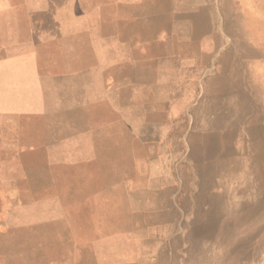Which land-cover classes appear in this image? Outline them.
<instances>
[{"label":"rangeland","instance_id":"rangeland-1","mask_svg":"<svg viewBox=\"0 0 264 264\" xmlns=\"http://www.w3.org/2000/svg\"><path fill=\"white\" fill-rule=\"evenodd\" d=\"M81 1L100 33L88 37L87 82L72 90L70 115L61 105L45 121L70 123L71 137L66 130L54 147H24L18 156L0 149V264H90L118 242L127 248L103 236L124 228L128 192L143 203L145 184L166 189L147 200L166 198L178 226L137 227L136 236L161 235L153 250L169 254V264L176 253L208 263L211 237L223 235L222 253L236 264H264V4L263 18L250 19V9L232 21L242 33L232 45L262 50L221 52L214 67L198 70L183 59L191 21L172 18L169 1ZM224 23L215 21L221 33ZM215 107L233 111L230 124L211 128ZM211 158L225 174L212 177ZM211 205L225 209L212 219L229 227L211 226Z\"/></svg>","mask_w":264,"mask_h":264},{"label":"crops","instance_id":"crops-1","mask_svg":"<svg viewBox=\"0 0 264 264\" xmlns=\"http://www.w3.org/2000/svg\"><path fill=\"white\" fill-rule=\"evenodd\" d=\"M161 1L165 5H168V1L173 5L170 8L175 13L172 18L191 21L192 27L184 28L181 36L193 45L191 54L182 56L188 61L186 65L192 68L214 67L216 61L220 60L218 53L221 52L233 53L236 57L237 53L245 55L249 51L262 50V45L260 47L257 44L249 50L247 43L241 44L242 40L240 46L232 45L233 37L242 36L241 31L239 33L232 28L235 26L232 21L243 19L250 9L256 10L251 13L253 16L250 19L263 18L258 10L264 0ZM221 2L223 6L220 8L218 3ZM80 7L82 11L77 10ZM167 10L168 6L164 11ZM145 18L152 19L153 16L145 15ZM217 19L225 20L222 33L216 27ZM90 20L81 0H0V149L6 148L10 155L18 156L24 147H54L66 130L71 137L70 123L61 129L62 125L45 121L47 117L61 114V105L67 109L64 114L70 115L68 110L72 106V90L75 91L78 84L87 82L85 52L87 55L88 37L100 35ZM221 36L226 37L225 43ZM231 75L229 82L241 84L234 74ZM232 113L231 110L225 112L223 109L211 108V128L230 124ZM210 163L212 177H216V173L219 176L225 174L221 159L211 158ZM136 192L134 188L130 189L128 196L131 198L122 209L127 213L124 228L116 234L103 236V239L114 240L112 243L122 240L129 246L125 248L124 243L118 242L109 249L97 252L90 259V264H169V254L155 251L154 245L161 241V235L136 236L137 227L160 229L178 226L177 217L171 219L174 209L169 208L166 198L147 200V196H167L166 189L161 188V185L159 188H147L145 184L138 190V195L144 196L143 203L136 202ZM152 202L154 206H151ZM222 210L225 209L211 205L212 227L230 226L226 221L221 224L212 219ZM137 212H143V222ZM148 212L155 213V218L150 222L146 221ZM215 237H211V258L207 256L208 263L199 264H236L234 261H242L227 252L222 253V246L228 245L227 236ZM184 254L176 253V264H190V261L197 264L194 260L198 259V255L189 253L187 258ZM201 258L204 260V255ZM80 264L88 262L83 257Z\"/></svg>","mask_w":264,"mask_h":264},{"label":"bare ground","instance_id":"bare-ground-1","mask_svg":"<svg viewBox=\"0 0 264 264\" xmlns=\"http://www.w3.org/2000/svg\"><path fill=\"white\" fill-rule=\"evenodd\" d=\"M232 161V160H231ZM233 162V161H232ZM236 165V164H235ZM238 192V191H237Z\"/></svg>","mask_w":264,"mask_h":264}]
</instances>
